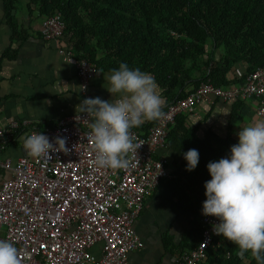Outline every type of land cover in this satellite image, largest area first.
<instances>
[{
	"label": "built area",
	"instance_id": "built-area-1",
	"mask_svg": "<svg viewBox=\"0 0 264 264\" xmlns=\"http://www.w3.org/2000/svg\"><path fill=\"white\" fill-rule=\"evenodd\" d=\"M64 31L61 14L56 13L44 22L42 36L62 40ZM76 66L85 93L99 71L86 62ZM236 100L257 101V116L264 121V67L248 76L244 85L231 89L202 85L171 105L146 135L132 128L135 142L142 145L130 154L135 167L126 170L94 165L89 138L94 120L87 114L70 116L53 130L39 131L27 122L0 127V239L14 244L21 264H129L130 254L144 247L134 225L146 200L163 180L172 179L167 161L155 155L166 146L177 117L204 102ZM32 133L46 135L51 143L65 138L67 152L60 149L39 158L27 155L23 138ZM11 148L22 149L24 154L17 159L4 156ZM219 222L204 216L195 249L175 256L172 264H200L206 259L222 236L213 230ZM99 244L102 255L96 257L91 250Z\"/></svg>",
	"mask_w": 264,
	"mask_h": 264
},
{
	"label": "trees",
	"instance_id": "trees-1",
	"mask_svg": "<svg viewBox=\"0 0 264 264\" xmlns=\"http://www.w3.org/2000/svg\"><path fill=\"white\" fill-rule=\"evenodd\" d=\"M20 0H3L12 23ZM30 11L48 17L60 13L65 25L63 42L73 60L110 73L126 63L151 74L165 97V113L194 94L202 85L231 89L244 85L230 79L238 63H246L245 79L264 67V0H25ZM16 25L12 24L15 33ZM246 82V81H245ZM230 127L240 120L247 101L236 100ZM158 120L139 126L148 134ZM39 131L56 126L32 125ZM238 143L231 136H198L188 117H177L166 147L199 153L195 169L182 168L172 180L174 189L193 219L180 251H192L202 235L205 182L211 179L207 165L230 156ZM238 246L223 236L215 240L200 264H257L250 252L238 255Z\"/></svg>",
	"mask_w": 264,
	"mask_h": 264
},
{
	"label": "crops",
	"instance_id": "crops-1",
	"mask_svg": "<svg viewBox=\"0 0 264 264\" xmlns=\"http://www.w3.org/2000/svg\"><path fill=\"white\" fill-rule=\"evenodd\" d=\"M12 19L10 23L0 0V127L14 122L57 127L62 120L82 114L78 106L84 99L118 98L107 91L109 84L104 77L110 73L102 71L91 79L83 93L76 62L69 57L67 46L63 40L43 38L46 17L35 8L30 11L27 1H19ZM12 24L16 25L17 33ZM247 70L246 63H238L230 79L243 80L245 84ZM158 91L165 100L160 87ZM236 105V102H204L185 115L198 128V136L211 133L221 138L231 136L238 142L239 130L260 119L258 102L247 101L239 111L240 120L230 127ZM136 130L144 131L139 127ZM23 154L22 149L11 148L4 156L17 159ZM155 157L167 161L166 169L172 179L163 180L146 200L134 225L144 247L130 254L129 264H172L173 258L182 254L180 246L193 228V219L172 184L182 168L184 155L165 146L157 150ZM91 251L101 257L102 245Z\"/></svg>",
	"mask_w": 264,
	"mask_h": 264
},
{
	"label": "clouds",
	"instance_id": "clouds-1",
	"mask_svg": "<svg viewBox=\"0 0 264 264\" xmlns=\"http://www.w3.org/2000/svg\"><path fill=\"white\" fill-rule=\"evenodd\" d=\"M107 79L111 101L87 98L78 106L81 113L91 116L89 138L97 168L129 169L135 167L130 154L137 153L141 143L131 132L146 121L165 117L166 101L159 94L155 78L139 68L130 69L121 63ZM238 143L230 148V156L207 165L211 179L205 182L206 200L202 214L216 217V235H222L238 246L243 258L250 252L257 264H264V121L245 126L237 133ZM23 150L34 158L50 157V152H67L65 138L51 143L42 133L23 138ZM188 171L196 168L199 153H184ZM160 165V164H159ZM0 264H21L14 244L0 239Z\"/></svg>",
	"mask_w": 264,
	"mask_h": 264
}]
</instances>
